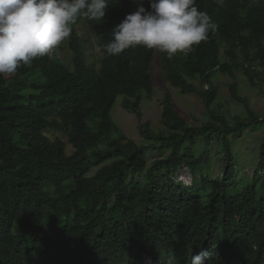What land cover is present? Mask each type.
I'll use <instances>...</instances> for the list:
<instances>
[{
  "label": "trees",
  "instance_id": "16d2710c",
  "mask_svg": "<svg viewBox=\"0 0 264 264\" xmlns=\"http://www.w3.org/2000/svg\"><path fill=\"white\" fill-rule=\"evenodd\" d=\"M111 2L100 24L72 26L70 59L59 46L0 76V264H170L169 256L188 264L189 248L210 252L205 264H264V140L249 164L231 140L264 119L233 84V99L249 113L231 124L214 86L216 74L235 79L242 70L252 86L264 83V70H252L257 60L264 69V0H196L215 34L187 55L159 54L164 79L199 96L209 120L189 125L166 96L161 131L142 123L141 108L155 91L157 51L101 50L136 10L132 0ZM88 36L102 54L98 65L88 61ZM119 97L147 145L111 118ZM184 172L190 184L179 181Z\"/></svg>",
  "mask_w": 264,
  "mask_h": 264
},
{
  "label": "clouds",
  "instance_id": "9594fccd",
  "mask_svg": "<svg viewBox=\"0 0 264 264\" xmlns=\"http://www.w3.org/2000/svg\"><path fill=\"white\" fill-rule=\"evenodd\" d=\"M147 2L150 10L145 0H132L136 10L114 27L111 39L101 46L106 56L119 57L140 47L172 59L187 55L218 28L207 12L198 10L196 0ZM213 2L225 4V0ZM112 4L111 0H0V76H10L49 55L70 38L78 20L100 24ZM210 258L208 251L191 255L189 248L188 264H205ZM167 259L171 264V257Z\"/></svg>",
  "mask_w": 264,
  "mask_h": 264
},
{
  "label": "rangeland",
  "instance_id": "374dc122",
  "mask_svg": "<svg viewBox=\"0 0 264 264\" xmlns=\"http://www.w3.org/2000/svg\"><path fill=\"white\" fill-rule=\"evenodd\" d=\"M89 37L90 43L87 47V58L89 62L96 63L100 60L102 54L98 49L96 39ZM65 44L60 47L63 50L57 52L61 59H70V54L65 49ZM55 50V49H54ZM50 54H55V51ZM241 62L242 58L240 56ZM249 65H246L248 67ZM99 67V66H98ZM255 69V70H254ZM254 73H259L264 70L260 62L254 61L252 64ZM261 76V75H260ZM262 77V76H261ZM153 82L155 91L152 98L143 96L141 103L142 108V123H148L151 130L161 131L163 100L169 96L175 103L177 110L188 121L189 125L196 126L205 124L209 120L203 100L197 95H184L179 89L172 87L163 76L162 63L159 52H157L153 63ZM258 86H252L244 71H239L235 79L227 76L215 75L214 86L218 90V102L222 106V112L231 124H234L237 117L246 118L249 111L244 104L235 101L232 97L231 85L235 84L239 96L245 99L250 107V110L260 118L264 119V83L256 81ZM123 97H119L115 102L111 111V118L119 126L126 136L134 140L139 145H147V142L140 133V123L137 117L129 113L123 108ZM233 149L239 154L240 161L246 160L249 163L258 158L259 148L264 140V127L252 128L251 130L242 133L239 138L231 137ZM214 155L218 150L217 144H212L210 148ZM72 147L69 146V153ZM252 170H249L251 173ZM220 174L217 170H213L212 176L215 178ZM179 181L190 184V177L184 172ZM150 261V260H149Z\"/></svg>",
  "mask_w": 264,
  "mask_h": 264
}]
</instances>
